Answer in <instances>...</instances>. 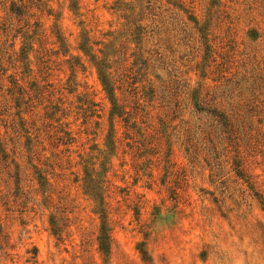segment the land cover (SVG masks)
<instances>
[{
    "label": "rangeland",
    "instance_id": "obj_1",
    "mask_svg": "<svg viewBox=\"0 0 264 264\" xmlns=\"http://www.w3.org/2000/svg\"><path fill=\"white\" fill-rule=\"evenodd\" d=\"M126 1L129 13L119 0H0V264H264V0ZM103 44L118 50L105 57L111 70L154 60L137 79L154 93L115 89L138 145L110 118L92 60ZM204 44L216 62L202 79ZM225 56L235 62L220 78ZM199 82L235 118L233 135L186 100ZM33 84L43 93L29 101ZM86 94L99 118H86ZM69 131L72 143L56 140ZM97 151L108 253L98 199L81 180L80 157Z\"/></svg>",
    "mask_w": 264,
    "mask_h": 264
},
{
    "label": "trees",
    "instance_id": "obj_2",
    "mask_svg": "<svg viewBox=\"0 0 264 264\" xmlns=\"http://www.w3.org/2000/svg\"><path fill=\"white\" fill-rule=\"evenodd\" d=\"M24 0H20V2H22ZM30 1V0H27ZM149 3H151V1H149ZM129 2H127L126 0H119L118 2V10H122L123 11H128L125 13H129L132 9L131 7H128ZM25 8H27L25 5L21 4L20 6L16 7L14 9V11H16L17 15H25L26 10ZM12 11V10H11ZM219 12V10H217ZM216 12H214L215 14ZM132 15V14H131ZM130 16V14L126 15V17L128 18ZM230 25H232V22H229ZM38 26V25H37ZM144 27H138V30H144ZM58 38V42H60V45L62 46V42L60 40V36H57ZM202 40H204L206 43L207 41L204 39V37H201ZM100 43L98 42L97 45H99ZM196 44H194L195 46ZM205 45V44H204ZM193 46V48L195 49V47ZM104 49L103 50H99L98 53L101 55V58L97 57L96 55L92 58L93 61H95L94 65L95 68L97 70V74L99 76L101 85L103 86V90L106 92V94L108 95V99L111 103V111H110V118H118L121 119V121L124 123V125H126L128 127L129 133L126 134V136H130L132 134H134L133 129H135V124L136 121H134V117L131 116V114L129 113V111H127V106L123 103H121L119 101V99L117 98V96L115 95V89L117 90H121L124 87H127V89H129L130 91H132V93L136 94L138 92V88L141 87L142 91H144V89L146 88L151 94L154 93V89H152V86L149 82H147V85L145 84H141L140 86L137 85V83H141L142 80H137L138 78L142 79L143 75H145L146 71H152L153 69H155L154 67V63L152 60V58H146V59H141L140 56H136L134 61L130 64V67H128L127 63H126V59H121L120 60V64L119 66H117L114 70L112 69V66L107 67L106 65V59L105 57L107 55H111L113 57V54L116 53L117 51L114 48V44H108L105 45L103 44ZM82 50H84V48H81ZM204 57H203V63L199 66V63H196V67L200 68V77L202 79L205 78L206 76V72L210 71V66L207 65V62L211 63H215L216 60L215 58H213L214 55V51L211 49L210 46L205 45L204 46ZM86 50H84L83 52H85ZM198 50L196 49V52ZM22 52V50H21ZM156 55L158 56L157 59H155V61L161 60L162 59V55L159 52H156ZM221 59H223L222 57H220ZM139 61V62H138ZM0 62H1V58H0ZM117 62V61H116ZM234 61H229L227 59V57H224L223 62H221L220 64H215V67H213V72L218 74L217 76H220V78H224L225 77V73H228V69L230 67L226 65L229 63H233ZM140 64L141 66L136 68L137 64ZM28 67L30 65H27ZM141 71H145L144 74H141ZM27 74V77H31L32 75V71L28 70L27 72H25ZM148 73V72H147ZM117 74L116 78H114V75ZM138 76V77H137ZM168 76V74H167ZM156 79H158L159 83L161 86H164L166 81H162L159 78L155 77ZM179 77H177L176 79H178ZM176 79L174 80L173 84L176 85L178 82L176 81ZM230 80V79H228ZM181 81V79H180ZM228 82V81H226ZM169 83V82H168ZM171 84V83H170ZM168 85V84H167ZM206 85L203 82H199L197 84V86L192 89L189 90L188 86L185 87L186 89L184 90L183 94L186 95V100H188V103L191 105V107L194 109V112L197 113H203L206 112V114L208 116H212L215 121L218 122V125H221L223 128L226 129V133H229L231 135L234 134V128H233V123L235 118L233 117L232 114H228L226 113L222 108V104L221 102H213L214 99L208 98L209 93H205V87ZM33 88H35V90L33 91L34 95H32V98H30V96H28V93H23V98H28V100H34L37 98H40L43 93L42 89H40V87L36 86L35 84L32 85ZM167 87V86H166ZM178 88V87H176ZM21 90V89H20ZM170 92V91H169ZM18 94L22 95L21 93L18 92ZM84 113L86 114L87 112H89V115H85L86 118L89 116H94L95 114L97 115V117L99 118V113H98V109H97V104H95L90 98L89 96L86 94L85 95V102H84ZM176 107H178L179 105H175ZM48 107V106H47ZM55 109L54 107L50 108ZM59 111V110H58ZM52 115V114H51ZM64 115V114H63ZM60 119H56V122H59ZM129 124V126H128ZM68 125V124H66ZM65 125V126H66ZM125 126V127H126ZM131 131V132H130ZM187 132V131H186ZM72 132H64L63 136L61 138H56V140L61 141L62 139L66 138V142H64L65 144H70L73 141V138L70 137V134ZM111 136V135H110ZM108 136V138L112 139V141H107L109 146H112V150L114 151L117 148V142L118 140L115 138V134L112 135L111 137ZM130 140H133L134 137L130 136L129 137ZM227 139H230L227 137ZM186 145L187 147H192V143L191 140L189 138V134H186ZM135 145H138L139 142L137 141H132ZM134 145V146H135ZM144 147V145H143ZM186 147L185 151H188V148ZM137 148V147H135ZM0 152H2V159L5 160V156H3L4 152L2 150H0ZM98 154L95 156L92 155H86L83 157H80L81 160V165H82V172L84 174V177L81 178V180L83 181V186H84V190L86 192V194H89L90 196L93 197L94 200L98 199V212L102 213L101 218H102V228H101V236L99 237V247L100 250L104 251L105 253L109 252L110 249V243H111V235H110V229L107 228L106 226H109V220L106 216V209H105V202H104V193L107 191L105 189L104 183L107 182L105 180H102L105 178V176L103 175V172L99 171L98 172V168L96 167V162L98 160V157L102 156L103 153L100 151H97ZM85 157V158H84ZM106 157L104 156V159ZM95 160V161H94ZM13 161V160H12ZM107 162V158L106 161H104L103 163H100V169H103L104 164L106 165ZM40 181H41V186H45L48 183H46L45 179H43L42 175H39ZM50 196H47L46 200H50L49 198ZM105 214V215H104ZM51 225L54 227L55 226V222L53 221V219L50 220ZM53 231H57V228H53Z\"/></svg>",
    "mask_w": 264,
    "mask_h": 264
}]
</instances>
